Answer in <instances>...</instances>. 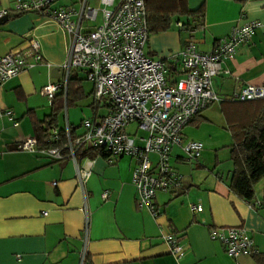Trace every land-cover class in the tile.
<instances>
[{
  "label": "crops",
  "instance_id": "obj_1",
  "mask_svg": "<svg viewBox=\"0 0 264 264\" xmlns=\"http://www.w3.org/2000/svg\"><path fill=\"white\" fill-rule=\"evenodd\" d=\"M15 1L0 0V10L11 9ZM83 1L96 10L94 18L80 17ZM54 5L71 7V18L80 21L82 32L100 24L102 9L110 8L104 4L95 8L89 0H55ZM188 6L201 7L202 16L182 17L180 22L188 21L183 28L174 21L169 30L150 34L146 55L165 59L188 39L207 52L236 24L256 20L259 27L213 77L212 88L220 101L203 109L182 130L183 140L202 142L200 157L187 161L179 146L171 150V165L183 181L176 191L156 194V217L136 205L137 191L131 183L134 160L128 156H94L85 208L70 160L55 161L16 149L21 140L35 136L34 119L42 120L50 112V100L41 88L51 82L50 71L65 61L71 35L37 12L11 13L0 25V55L26 52L31 40L37 41L41 55L35 62L28 54L26 60L32 65L0 85V110L11 109L17 122L0 118V264H80L83 249V264H264V178L255 185L252 202L244 200L229 188L230 159L222 165L219 155L224 148L229 153L233 144L222 102L244 85L264 86V0H188ZM179 75L178 65L170 64L169 79ZM71 77L81 80L84 96L62 110L60 127L66 121L77 126L106 112L95 106L92 85L85 91L84 72L74 70ZM89 95L91 100L84 102ZM103 191L108 192L104 200ZM192 201L201 203L200 212L190 210ZM213 226L243 227L257 254L229 257L219 241L210 239ZM165 234L180 237L185 251L181 258L171 253Z\"/></svg>",
  "mask_w": 264,
  "mask_h": 264
},
{
  "label": "built area",
  "instance_id": "obj_2",
  "mask_svg": "<svg viewBox=\"0 0 264 264\" xmlns=\"http://www.w3.org/2000/svg\"><path fill=\"white\" fill-rule=\"evenodd\" d=\"M54 1L16 0L11 9L0 10V17L37 12L69 33L70 46L65 61L59 66L61 77L57 82H48L41 92L53 100L59 90L65 91L72 71L81 70L92 83L95 106H103L106 112L85 118L77 126L66 121L62 127H51L41 147L37 138L30 136L17 143L16 149L41 153L55 161L70 160L84 207L85 186L94 159L89 153L103 150L109 158L128 156L134 160L131 183L137 191L136 205L156 217V194L176 191L183 181V175L171 165V150L179 146L187 161L200 157L202 142L183 140L182 130L203 109L220 101L212 88V79L223 71L222 64L231 60L239 47L251 39L259 22L249 20L234 25L210 51H199L194 41L188 39L179 51L165 59H155L144 51L149 37L144 0H118L116 4L114 0H101L110 8L102 9L100 24L84 32L80 31V21L71 18L73 9L55 6ZM82 15L94 18L96 10L86 7L83 1L80 17ZM177 25L182 28L181 22ZM28 54L35 62L41 60L37 41L31 40L26 52L12 50L0 55V85L32 65L26 60ZM170 64L178 65L180 72L173 80L168 77ZM229 98L235 101L264 98V86L244 85ZM2 116L17 125L11 109L0 110V118ZM137 130L145 134L137 136ZM55 184L53 181L52 185ZM107 197L108 192L103 191L101 198ZM257 205L260 204L257 202ZM189 208L200 212L202 205L192 201ZM208 234L211 240L219 241L233 259L256 253L251 236L241 226H213ZM163 238L176 258L185 254L180 237L165 234ZM85 257L83 249L80 264Z\"/></svg>",
  "mask_w": 264,
  "mask_h": 264
},
{
  "label": "trees",
  "instance_id": "obj_3",
  "mask_svg": "<svg viewBox=\"0 0 264 264\" xmlns=\"http://www.w3.org/2000/svg\"><path fill=\"white\" fill-rule=\"evenodd\" d=\"M144 3L149 35L169 30L172 23L182 17L189 18L196 13L202 16V8L191 10L188 0H144ZM181 24L183 28L188 21ZM83 96L81 80L70 77L65 91L59 90L50 101V112L42 120L34 119L35 136L40 147L48 130L58 125V114ZM221 109L233 135V144L229 147L232 169L228 185L236 195L252 202L254 187L264 178V98L248 101L229 98L222 102ZM89 155L108 157L103 150L91 151Z\"/></svg>",
  "mask_w": 264,
  "mask_h": 264
},
{
  "label": "rangeland",
  "instance_id": "obj_4",
  "mask_svg": "<svg viewBox=\"0 0 264 264\" xmlns=\"http://www.w3.org/2000/svg\"><path fill=\"white\" fill-rule=\"evenodd\" d=\"M89 4L93 5L95 8H98V9H101L103 7V5L100 3L99 0H89ZM155 58H157V57H155ZM58 80H59V78H55V77H52L50 79L51 82H57ZM91 85L92 84H91L90 81H87V80L83 81V87H84L86 92H88L90 90ZM89 100H91V96L90 95L87 96V98H86V100L84 102L89 101ZM216 104H217V102H214L211 105L216 106ZM63 117H64V112H60L58 114V123L60 121H62ZM131 129H132V127H131ZM144 134H145V132L142 131V130H137L135 132V135H137V136H143ZM219 155L221 156V159H222L221 162H220L222 165H225L226 163L228 164L230 162L229 159H228L229 158V153H228L227 149H225V148L221 149V151L219 152Z\"/></svg>",
  "mask_w": 264,
  "mask_h": 264
},
{
  "label": "water",
  "instance_id": "obj_5",
  "mask_svg": "<svg viewBox=\"0 0 264 264\" xmlns=\"http://www.w3.org/2000/svg\"><path fill=\"white\" fill-rule=\"evenodd\" d=\"M8 16H3V17H0V25L4 24L7 22L8 20ZM50 74L51 76L53 77H58V76H61L62 74V70L61 68H53L51 71H50Z\"/></svg>",
  "mask_w": 264,
  "mask_h": 264
}]
</instances>
